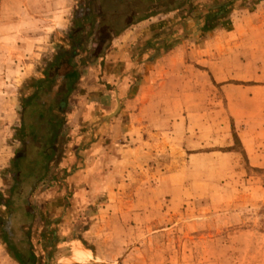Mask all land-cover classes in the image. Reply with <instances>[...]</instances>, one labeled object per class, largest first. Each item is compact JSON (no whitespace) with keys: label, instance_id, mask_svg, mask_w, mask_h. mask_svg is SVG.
<instances>
[{"label":"rangeland","instance_id":"1","mask_svg":"<svg viewBox=\"0 0 264 264\" xmlns=\"http://www.w3.org/2000/svg\"><path fill=\"white\" fill-rule=\"evenodd\" d=\"M102 1L104 6L110 3L91 0L99 10L88 20L110 25L116 21L115 26L123 23L121 18L128 22V10L122 8L127 0H114L103 11ZM239 1L236 8L257 0ZM87 2L72 1L65 15L69 27L52 31L34 76L21 77L19 70L5 66L0 55V264H47L46 257L53 252L60 260L51 264H70L79 246L98 252L100 260L87 264H264V168L248 163L239 135L242 127L226 117L221 102L216 109L223 118H203L200 131L191 136L194 142L184 140L182 146L168 138L166 148L154 152L146 166L139 165L141 159L129 167V160L110 161L109 173H95L92 181L83 184L86 189L59 200L57 216L47 213L44 202L59 185L58 177L69 174L64 161L75 151L73 147L86 146L76 140L86 124L72 118L74 103L59 109L57 98L45 92L46 86L38 92L37 102L44 103L43 108L26 101L43 74L41 68L55 52L68 47L67 28L73 27L76 15L86 14L79 10L88 9ZM233 4L203 0L193 7L183 6L180 12L199 16L193 27L204 31L220 25V19L226 21ZM213 5L220 7L209 12ZM214 93L220 99V89ZM210 105L202 102L204 109ZM30 111L55 117L49 163L32 175L28 172L40 158L41 148L28 134L29 125L35 123ZM79 151L84 150H77L81 155ZM28 242L33 244L31 253ZM102 259L105 262H99Z\"/></svg>","mask_w":264,"mask_h":264},{"label":"crops","instance_id":"2","mask_svg":"<svg viewBox=\"0 0 264 264\" xmlns=\"http://www.w3.org/2000/svg\"><path fill=\"white\" fill-rule=\"evenodd\" d=\"M72 1L0 0V55L5 66L19 70L21 77L34 76L52 31L68 26L65 15ZM202 1L190 3L193 7ZM230 1L235 7L230 17L204 31L194 28L199 16H184L182 7L136 22L121 18L120 30L125 28L120 33L116 21L110 25L88 20L98 13V5L76 15L73 27L67 28L68 47L44 63V75L37 81L48 86L45 92L57 98L59 109L74 103L72 118L86 124L76 137L86 146L73 147L63 163L70 168L68 176L58 177L59 185L44 202L49 215L57 216L59 200L86 189L83 184L95 173H109L110 161L129 160V167L141 159L139 165L146 166L154 152L166 148L168 138L182 146L184 140L194 142L191 136L200 131L203 118H223L216 109L219 102L226 117L242 127L239 135L248 163L264 168V0L238 8L239 0ZM218 88L220 99L214 93ZM206 101L213 105L204 109ZM79 148L84 150L81 155L76 154ZM32 250L31 243L27 251ZM56 253H49L47 264L60 260L54 258ZM97 257V251L79 246L69 262L87 264L100 260Z\"/></svg>","mask_w":264,"mask_h":264},{"label":"trees","instance_id":"3","mask_svg":"<svg viewBox=\"0 0 264 264\" xmlns=\"http://www.w3.org/2000/svg\"><path fill=\"white\" fill-rule=\"evenodd\" d=\"M87 1L90 4V5L88 4L87 10L93 9L94 6L91 0H87ZM107 1H110V3L106 4V6H104V2L102 1V6H101L102 8H100V10L102 9L103 11L105 10V8L108 9L110 6H113L111 2H114V0H107ZM127 1H128L127 3L122 4V8L123 9L125 8L128 10L127 19L128 20L130 19L131 22H136L144 18H147L149 16L162 13V12H168L174 9H178L179 7L186 6L190 4L191 2V0H127ZM81 11L82 9L79 10V12ZM120 29H121V25H117L115 28L116 32H118ZM47 87L48 86H46V88ZM42 88H44L43 85L41 86V83L38 82V84L36 85L35 92L26 101L27 105L33 104L36 106H42V108L44 107L43 105L44 103L42 104V103L37 102V100H39L38 99L39 97H38V93H36V90H41ZM30 112L34 114L33 117L35 120V123H34L35 125L34 124L29 125L30 130L28 131V134L29 136L32 137L33 140H35V142L38 143V145L41 148V151L39 153L40 158L35 159V161H33L34 162L33 167L28 172V175L30 174L32 175V173H34L38 169V167L39 168L46 167L47 160L49 159L50 153H51L49 152L50 147H51V146L49 147V145H51V143L52 142L54 143L55 141V130L53 129V126L55 125V120L53 118L55 117L52 115H50L49 118L44 117L42 111H38V112L30 111ZM40 125H42L41 133H39V128H38L40 127ZM7 204H10V203H7Z\"/></svg>","mask_w":264,"mask_h":264}]
</instances>
